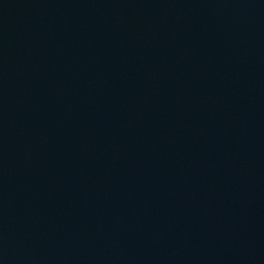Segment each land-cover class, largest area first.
I'll return each instance as SVG.
<instances>
[{"label":"water","instance_id":"1","mask_svg":"<svg viewBox=\"0 0 264 264\" xmlns=\"http://www.w3.org/2000/svg\"><path fill=\"white\" fill-rule=\"evenodd\" d=\"M0 264H264V0H0Z\"/></svg>","mask_w":264,"mask_h":264}]
</instances>
